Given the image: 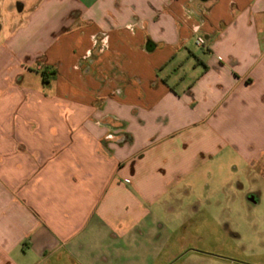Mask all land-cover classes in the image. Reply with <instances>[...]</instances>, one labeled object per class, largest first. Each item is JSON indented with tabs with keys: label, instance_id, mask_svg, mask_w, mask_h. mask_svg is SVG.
Listing matches in <instances>:
<instances>
[{
	"label": "crops",
	"instance_id": "obj_1",
	"mask_svg": "<svg viewBox=\"0 0 264 264\" xmlns=\"http://www.w3.org/2000/svg\"><path fill=\"white\" fill-rule=\"evenodd\" d=\"M13 11L10 29L0 17V264H139L161 203L216 205L241 172L264 178V0Z\"/></svg>",
	"mask_w": 264,
	"mask_h": 264
},
{
	"label": "rangeland",
	"instance_id": "obj_2",
	"mask_svg": "<svg viewBox=\"0 0 264 264\" xmlns=\"http://www.w3.org/2000/svg\"><path fill=\"white\" fill-rule=\"evenodd\" d=\"M20 2L25 0H0L7 29L22 16L13 11ZM259 174L241 172L229 187L233 193L216 205L211 198L183 194L161 203L158 239L151 251L141 252L139 264H264V178Z\"/></svg>",
	"mask_w": 264,
	"mask_h": 264
},
{
	"label": "built area",
	"instance_id": "obj_3",
	"mask_svg": "<svg viewBox=\"0 0 264 264\" xmlns=\"http://www.w3.org/2000/svg\"><path fill=\"white\" fill-rule=\"evenodd\" d=\"M196 47L206 49L207 41L204 36H197L196 38Z\"/></svg>",
	"mask_w": 264,
	"mask_h": 264
}]
</instances>
